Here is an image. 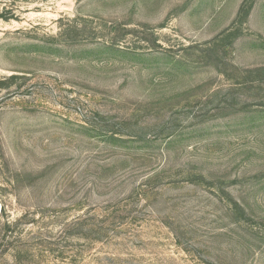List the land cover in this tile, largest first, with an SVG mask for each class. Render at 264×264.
<instances>
[{"label": "rangeland", "instance_id": "374dc122", "mask_svg": "<svg viewBox=\"0 0 264 264\" xmlns=\"http://www.w3.org/2000/svg\"><path fill=\"white\" fill-rule=\"evenodd\" d=\"M0 264H264V0H0Z\"/></svg>", "mask_w": 264, "mask_h": 264}]
</instances>
